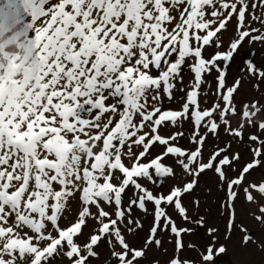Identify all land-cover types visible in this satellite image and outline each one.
Segmentation results:
<instances>
[{"label":"snow or ice","instance_id":"6c2138e0","mask_svg":"<svg viewBox=\"0 0 264 264\" xmlns=\"http://www.w3.org/2000/svg\"><path fill=\"white\" fill-rule=\"evenodd\" d=\"M13 8L23 23L30 71L12 75L11 58H0V264H93L101 242L114 264H140L143 248L127 239L143 228L135 210L153 218L146 246H162L158 235L169 233L179 253L192 229L178 226L170 210L190 221L183 198L208 173L223 186L228 234L239 229L245 247L264 250V242L236 223L240 201L249 219L264 226V179H249L264 168V139L249 137L252 160L241 166L240 153L231 149L244 142L245 125L234 129L230 120L239 81L226 86L228 63L245 39L264 42V11L257 12L264 0H6L0 14ZM233 19L237 38L206 58L207 47H222L218 34ZM246 64L264 77L253 62ZM213 73L216 102L202 108V87ZM176 91L185 93L179 109H164ZM252 108L242 115L257 126L260 109ZM184 121L192 125L187 147L177 146ZM162 127L175 130L165 137ZM258 127L264 131V121ZM221 128L231 140L205 156V143L218 140ZM154 146H163L155 156ZM180 177L188 179L166 194L148 187H159L157 178ZM72 201L80 205L77 218L61 227ZM89 219L96 228L81 245ZM192 222L205 223L203 217ZM207 233L202 264H215L226 248L218 245L216 229ZM169 264L188 262L174 256Z\"/></svg>","mask_w":264,"mask_h":264},{"label":"rangeland","instance_id":"374dc122","mask_svg":"<svg viewBox=\"0 0 264 264\" xmlns=\"http://www.w3.org/2000/svg\"><path fill=\"white\" fill-rule=\"evenodd\" d=\"M264 11V9H257V12ZM250 22L252 28H261L258 22ZM230 23H234L233 30L226 33L225 38H220L222 42V47L216 49L215 47H207L204 53L206 58H211L217 51H226L230 42L237 38L236 32V21L233 19L226 25L229 26ZM264 31V28L261 29ZM258 34V33H254ZM251 61L254 66L260 71L264 72V42L261 41H251L246 38L244 43L237 50L234 58L228 63L226 68V86H232L236 81H239V87L234 93L233 102L236 107L237 114L230 117L232 128H237L244 123L243 128V141L240 143H233L231 152L234 154L239 152L241 155V166L244 163L250 162L252 156L248 151V140L251 135L260 136L264 139V131H261L258 124L264 121V77H260L258 74L253 75L247 67L246 62ZM189 80V74L185 73V83ZM216 89V74L213 73L207 76V83L202 87V92L199 97L201 101V107H211L214 102H216V96L214 95ZM207 94V95H205ZM185 95L184 92L176 91L175 101L164 102V109L178 110L182 101L181 97ZM256 104L260 109L259 112L253 117L255 122L254 126L252 123L247 122L243 118L244 111H254L252 105ZM247 106V107H246ZM175 107V108H173ZM192 125L188 121L183 122L182 130L185 132V137L180 139L177 146L187 147L188 140L187 137L190 134V129ZM170 128V127H169ZM175 129H164L160 132L162 136L167 137ZM219 139L209 138L205 143V156L208 155L217 145L223 146L225 142L231 140V137L224 133L223 128L219 130ZM175 143V142H174ZM163 146H154L150 151L153 152V156L159 154ZM164 163L169 164L168 158H165ZM240 168L236 172L229 171V177L234 178ZM188 178L180 177L173 181L171 178L165 179L161 178L159 182V187L156 185L149 184L148 187L154 193L159 194L161 192L167 193L175 182L177 184H183ZM250 180L260 181L264 179V168H258L252 172ZM131 195V193H129ZM79 203L78 201H72L75 205ZM184 206L188 209V214L190 216V221H181L174 212L170 214L173 219L176 220L177 225L180 227H189L192 229L191 233H185L183 235L184 247L181 252H176L175 240L169 233H160L158 239L161 240L160 247L157 246H146L144 240L148 234V230L152 225V215L145 214L139 210L134 211V215L140 219L143 224L142 229H138L135 232L129 233L127 236L128 243L135 249L144 250V256L139 258L140 264H169V261L174 256H180L188 264H202V253H204L207 245L210 243V237L207 233L208 228L216 229V237L218 245H223L226 248L225 253L220 254L215 257V264H264V250H261L256 245H249L245 247L242 241L243 233L239 229H234L229 235L227 232V215L224 207V191L223 186L217 183V178L212 173L201 175L198 178L197 187L183 198ZM71 205V206H73ZM151 208V205H149ZM75 210V209H74ZM107 210V209H106ZM77 218V213L75 214ZM236 223H243L247 228L250 229V235H252L257 241L264 242V226H260L249 219L248 209L240 201L236 202ZM203 217L204 226L200 227L193 223L199 218ZM251 222V224L249 222ZM72 222V221H71ZM92 227H96L93 223ZM70 225V222L68 223ZM68 225L62 226L67 227ZM88 225L84 226L82 229V235L78 238V243L83 245L87 241L86 230ZM93 234V233H92ZM193 245V247H189ZM237 249H239L237 251ZM99 255L93 258V264H114V258L111 257L108 248L103 242L98 245L95 249ZM233 250V251H232ZM250 251V255L248 253ZM248 254V255H247ZM59 260V258H57Z\"/></svg>","mask_w":264,"mask_h":264},{"label":"bare ground","instance_id":"6f19581e","mask_svg":"<svg viewBox=\"0 0 264 264\" xmlns=\"http://www.w3.org/2000/svg\"><path fill=\"white\" fill-rule=\"evenodd\" d=\"M6 3V0H0V7H3V4ZM14 10V8H13ZM7 12V10L4 11V13ZM8 14L3 15L1 18L2 20L7 16ZM15 17L13 20L10 21L9 25L6 26V31H7V35L3 36L5 38L2 39L3 42H0V58H11L13 59V55L14 54H18V42L21 45V50L25 51L23 44H24V40L25 38L22 35V29H23V23H18L17 22V18H16V12L14 13ZM19 19L21 21H23V16L21 15L19 17ZM39 23V22H38ZM228 25V24H227ZM234 27V23H230L229 26L222 30L221 33H219L218 35L220 36V38H225L226 37V33L230 32L233 30ZM12 44L14 46H12ZM16 44V45H15ZM10 53V56L7 57L6 55ZM20 58V59H19ZM18 60L15 61H19L21 63V66L23 67V73H27L30 71V69L28 67H26L28 61L26 58V55L24 54V52H22V55L19 56ZM20 68V67H19ZM17 73H19V69L17 71L14 72V74L12 73V75H16ZM12 78V76H11ZM175 108V107H173ZM83 115H86V113H84ZM171 129L169 127H162L160 129V132H163L164 129ZM72 202H70V209L66 210L65 215L62 217L60 223H61V227L68 225V223L70 222V225L72 223L75 222L76 220V213H78L79 210V203L73 205ZM75 209V210H74ZM72 221V222H71ZM249 222V221H248ZM93 223H95V221L89 219L86 223V226L88 225V229L86 230V234H87V240L89 238V236L93 233L94 229L96 227H92V225H94ZM251 224V222H249ZM70 225H68L67 227H69ZM239 249H237L238 251ZM233 251V250H232ZM251 251V250H250ZM250 251L248 250L249 255L251 254ZM252 252V251H251ZM248 255V254H247Z\"/></svg>","mask_w":264,"mask_h":264}]
</instances>
